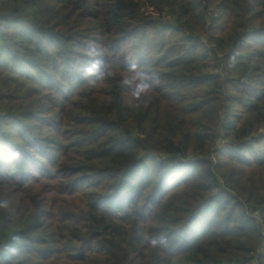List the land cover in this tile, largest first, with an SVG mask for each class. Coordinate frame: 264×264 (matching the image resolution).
Instances as JSON below:
<instances>
[{
  "label": "trees",
  "instance_id": "trees-1",
  "mask_svg": "<svg viewBox=\"0 0 264 264\" xmlns=\"http://www.w3.org/2000/svg\"><path fill=\"white\" fill-rule=\"evenodd\" d=\"M0 264H264V0H0Z\"/></svg>",
  "mask_w": 264,
  "mask_h": 264
},
{
  "label": "clouds",
  "instance_id": "clouds-1",
  "mask_svg": "<svg viewBox=\"0 0 264 264\" xmlns=\"http://www.w3.org/2000/svg\"><path fill=\"white\" fill-rule=\"evenodd\" d=\"M149 87V84L147 83V82H145V83H143L141 86H140V88H142V89H147ZM140 89L138 88V89H134V91H139ZM166 241H165V239L164 238H161V239H159V240H157V239H152L151 240V243L153 244V245H157V244H163V243H165Z\"/></svg>",
  "mask_w": 264,
  "mask_h": 264
},
{
  "label": "water",
  "instance_id": "water-1",
  "mask_svg": "<svg viewBox=\"0 0 264 264\" xmlns=\"http://www.w3.org/2000/svg\"><path fill=\"white\" fill-rule=\"evenodd\" d=\"M94 235H97V233H95Z\"/></svg>",
  "mask_w": 264,
  "mask_h": 264
}]
</instances>
